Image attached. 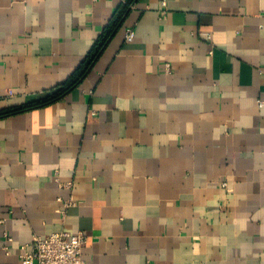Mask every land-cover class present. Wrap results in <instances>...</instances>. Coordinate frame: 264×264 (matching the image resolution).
I'll return each instance as SVG.
<instances>
[{
	"label": "crops",
	"instance_id": "1",
	"mask_svg": "<svg viewBox=\"0 0 264 264\" xmlns=\"http://www.w3.org/2000/svg\"><path fill=\"white\" fill-rule=\"evenodd\" d=\"M124 2L0 0V109L107 36L0 118V264L62 229L85 264H264V0Z\"/></svg>",
	"mask_w": 264,
	"mask_h": 264
},
{
	"label": "built area",
	"instance_id": "2",
	"mask_svg": "<svg viewBox=\"0 0 264 264\" xmlns=\"http://www.w3.org/2000/svg\"><path fill=\"white\" fill-rule=\"evenodd\" d=\"M160 6L162 10L165 9V0H161ZM134 36V28L126 27L124 41L130 42ZM169 69V64L166 63L165 71L168 72ZM11 92L7 91L8 94ZM256 102L259 107L264 105L262 100L257 99ZM55 180L58 181L57 170H55ZM222 186H226V182H222ZM72 202L70 197L63 201L65 206ZM86 238V234L81 230L70 232L64 229L46 236H34L28 245L21 246L20 264H85L81 257V249Z\"/></svg>",
	"mask_w": 264,
	"mask_h": 264
},
{
	"label": "trees",
	"instance_id": "3",
	"mask_svg": "<svg viewBox=\"0 0 264 264\" xmlns=\"http://www.w3.org/2000/svg\"><path fill=\"white\" fill-rule=\"evenodd\" d=\"M134 1L135 0H125L124 5L122 6L123 11H125L126 8H130V6L134 3ZM119 17L116 18V20H114L112 27L118 26ZM106 37L107 36H104L99 38V40H97V43H95L93 50L91 51V54L88 56V58L83 62H81V64L75 69V71L69 76V78L66 81L62 82L55 89H53L52 91H50L49 93L45 94L44 96L38 99L29 101L21 105L9 106L0 109V118L13 115L19 112H23L28 109L47 105L61 98L70 89L75 87L79 83V81L84 77L87 70L90 68V65L92 64L93 60L97 56V53L103 46Z\"/></svg>",
	"mask_w": 264,
	"mask_h": 264
}]
</instances>
